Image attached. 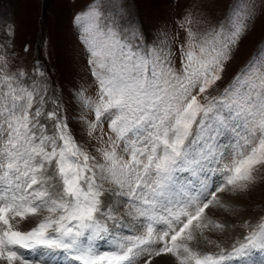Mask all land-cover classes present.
<instances>
[{
    "label": "snow or ice",
    "instance_id": "1",
    "mask_svg": "<svg viewBox=\"0 0 264 264\" xmlns=\"http://www.w3.org/2000/svg\"><path fill=\"white\" fill-rule=\"evenodd\" d=\"M254 12V6L234 12L200 34L188 28L179 67L166 47L134 44L140 31L131 13L124 27L103 21L99 8L77 14L98 85L97 99L82 96L81 103L95 115L86 123L88 136L102 145L95 149L99 160L77 144L55 110L46 114L49 134L42 108H34V91L21 81L25 73L12 72L0 55V261L138 264L145 257L144 264H152L172 257L175 264H264V216L254 226L244 222L247 231L230 251L202 254L189 244L209 225L224 229L206 215L210 207H230L218 194L249 192L264 169V42L260 57L254 55L219 96L205 95L222 80ZM185 172L198 187L179 175ZM215 173L220 183L212 180ZM113 197L126 199L111 204ZM119 207L140 229L124 236L117 251L97 254L92 241L109 232L107 221L124 226ZM41 210L48 215L35 227L15 228L17 217Z\"/></svg>",
    "mask_w": 264,
    "mask_h": 264
},
{
    "label": "rangeland",
    "instance_id": "2",
    "mask_svg": "<svg viewBox=\"0 0 264 264\" xmlns=\"http://www.w3.org/2000/svg\"><path fill=\"white\" fill-rule=\"evenodd\" d=\"M252 6L255 7L253 19L226 63L222 80L205 94L219 96L254 55L260 57L258 46L264 42V0H0V55L7 57L12 72L25 73L21 81L34 91V108H42L44 115L40 119L47 125L49 134L52 133V121L46 119V114L55 110L68 124L77 144L99 160L95 149L102 145L96 138L88 136L86 123L94 121L95 115L81 103L82 96L93 101L97 99L98 85L88 63L89 54L81 41L82 30L74 23V17L89 12L91 8H99L104 14L103 21L115 19L119 27H124L131 13L140 31L134 44L141 48L166 47L173 53V63L179 67L180 48L187 39L188 28L198 34L203 33L225 24L232 13L243 12ZM188 20L192 21L191 25ZM202 102L206 101L202 99ZM103 131L105 134L109 132L106 121ZM94 135L98 137L99 130ZM220 143L224 149L228 144L227 138L222 137ZM179 175L198 187L188 172ZM257 176V184L247 193L235 196L218 194L230 207L227 210L210 207L206 215L210 220L225 225L224 229L221 231L209 225L202 235L197 231V239L189 242L190 247L202 254H219L221 248L230 251L231 245L242 239L247 231L243 227L244 222L254 226L264 216V169ZM212 180L220 183V173H215ZM125 199L113 197L108 202L116 204L119 201L122 205ZM47 215L45 210H41L35 217L24 220L17 217L13 224L19 231H29ZM116 215L122 217L119 223L124 226L113 227V221H107L109 232L92 241L97 254L117 251L124 236L140 229V222L124 215L123 207L117 208ZM19 251L25 259H30L29 250ZM169 258L171 262L165 259V264H175L174 258ZM144 260L145 257H141L138 264H144ZM0 264L5 262L0 261ZM62 264L82 262L69 257Z\"/></svg>",
    "mask_w": 264,
    "mask_h": 264
},
{
    "label": "bare ground",
    "instance_id": "3",
    "mask_svg": "<svg viewBox=\"0 0 264 264\" xmlns=\"http://www.w3.org/2000/svg\"><path fill=\"white\" fill-rule=\"evenodd\" d=\"M30 217V216H29ZM13 222H15V221H13ZM165 259L166 260H168V262H171V261H169V257H164V258H157V259H154L153 260V262H152V264H165L166 262H165ZM174 263V262H173Z\"/></svg>",
    "mask_w": 264,
    "mask_h": 264
}]
</instances>
